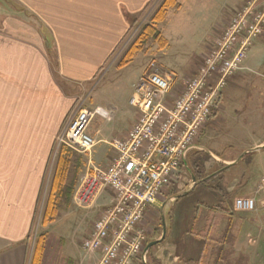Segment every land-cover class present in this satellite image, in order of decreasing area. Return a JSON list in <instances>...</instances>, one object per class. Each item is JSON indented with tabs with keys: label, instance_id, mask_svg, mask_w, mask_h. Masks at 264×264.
Here are the masks:
<instances>
[{
	"label": "crops",
	"instance_id": "1",
	"mask_svg": "<svg viewBox=\"0 0 264 264\" xmlns=\"http://www.w3.org/2000/svg\"><path fill=\"white\" fill-rule=\"evenodd\" d=\"M151 1L5 0L3 3L0 1V264H27L29 240L38 202L50 158L53 152H56L55 138L80 95L79 88L83 92L85 87L93 82L98 71L107 63L110 55L130 30L131 21ZM244 1L239 0L234 7L242 6ZM15 5L28 10L29 21L4 12V8L14 11ZM226 23V19L222 21L221 29L218 28L219 32L223 31L222 26ZM199 66L198 59L191 67L190 73L179 81L181 84L178 86L179 92L183 90L187 78L196 74ZM247 68L248 64L245 65V69ZM144 71L145 69L128 85L126 90L129 97L128 106L123 111L126 117L121 119L119 131L109 135L105 133V127H99L95 132H90L97 140L96 146L104 144L107 157L99 156L95 152L96 146L91 152L80 155H75L73 150L67 147H64L63 154L58 152L63 156V160L65 155L69 161V170L66 167L65 173L68 182L65 188L57 191V194L69 198V204L64 208L60 206V212L62 209L64 212L68 209L71 211L64 213L61 218L73 221L83 235L90 232L93 223L111 206L114 193L109 188H102L90 203L80 207L74 200L80 186V177L92 172L95 167L108 165L114 158L115 150L109 142L113 138L125 136L137 118L135 108L130 105V97L133 84ZM210 82L214 84L216 77L213 76ZM261 93L259 91L255 97L259 95L261 100ZM260 104V111L263 112L264 103ZM103 114L111 116L109 112L103 111ZM208 127L209 124L202 128L198 141L196 140L189 153L188 163L185 164L184 168L188 170L191 178L189 183L186 181L183 183V179L181 180L184 172L180 169L179 178L176 179L174 186L176 192L162 196L146 210L142 222L145 228L153 218L158 216L161 218L163 209L169 210L167 237L150 249L149 256L153 254L155 247H158L159 253L165 250V254H172L183 248L180 242L185 238L186 242H195L193 231L189 228L190 223L200 219L203 229L212 214L207 205H217L223 201L218 188L213 190L210 187L212 181L215 184L221 183L223 190L225 188L228 192L233 191L232 183L238 181L237 177L231 176L233 175L231 169L236 165L234 164L228 168H225L226 165L221 167L220 170L201 179L203 182L193 185L188 167L193 166L192 155L195 151L207 149L203 144V134ZM258 144L253 147L261 146ZM232 162L234 160H230L228 164ZM229 177L235 179L229 183ZM224 180L228 182V186H224ZM258 184L259 182H256L251 192ZM185 192L186 195L169 202L174 194ZM200 203L203 205L199 210V216H196V206ZM232 211L234 216L241 217V223H244L243 219L250 214L236 212L233 204ZM260 218L263 222V218ZM157 238L159 237L154 236L151 241ZM184 249L182 252L191 258L192 247L184 246ZM94 253L100 258V252ZM67 255V258L72 260L77 258L72 253ZM139 257L141 256L134 259L133 264H138ZM82 264H90L87 257L82 259Z\"/></svg>",
	"mask_w": 264,
	"mask_h": 264
},
{
	"label": "rangeland",
	"instance_id": "2",
	"mask_svg": "<svg viewBox=\"0 0 264 264\" xmlns=\"http://www.w3.org/2000/svg\"><path fill=\"white\" fill-rule=\"evenodd\" d=\"M0 1L3 3L5 0ZM162 1L152 0L145 6L139 15L131 21L130 30L110 55L107 63L98 71L93 82L85 87L83 92L79 88L80 95L75 100L60 132L55 138L56 152L54 151L50 158L46 179L38 202L29 240L27 264H31L33 252L40 235L43 233L46 237L44 238L45 252L42 264H82L84 257H87L90 264H99L101 258L96 253L88 252L83 248V241L89 233L83 235L73 221L61 218L64 213L71 211V209L66 212L62 211L63 209L61 212L59 210L60 206L64 208L65 205L69 204L67 196L57 194L60 188H65L68 182L66 178L56 188V215L49 217L47 222H44L48 200L52 190H54L53 178L60 164L59 154H63L66 146L59 144V138L69 121L71 112L76 108H80L79 106L94 112V117L88 126L89 133L95 132L99 127H105L106 134L116 133L119 131L121 119L126 117L123 111L128 106L129 97L126 93L128 85L152 61H156L163 71L171 74L174 81L171 93L173 96L178 95L181 92H179L180 87L178 88L181 85L179 81L190 73L191 67L196 64L198 59L199 64L202 63L205 55L215 46V42L222 32L218 30L222 21L226 19L228 23L241 7H234L239 0H177L181 8H170L163 21L154 23L152 21L153 15ZM13 7L14 11L11 9L8 11L4 8V12L20 17L24 21H29L27 9L20 5ZM148 24H155L167 40V45L161 46L152 37H147L142 40L141 49L136 52L132 61L125 66H120L123 57L137 40L143 27ZM226 24H223L222 30ZM247 64L249 68L227 79L226 85L222 89L219 106L214 109L212 117L206 123V125L209 124V127L203 134V144L207 149L199 151L208 152L210 157L204 162V167L201 166V169L196 168V171L198 173L202 172L205 178L227 165L230 160L236 161L246 151L255 148L253 145L258 143L264 145V34L253 41L249 57L244 65ZM259 91L262 92L261 100L259 95L255 97V94H258ZM260 103L263 104V112L260 111ZM98 108H101L104 112H109L111 116H104L103 111H96ZM196 140L198 141V138ZM66 147L73 150L72 152L75 155L85 153L73 147ZM105 148L104 144H99L96 146L95 152L99 156L107 157ZM59 151L60 153H58ZM259 151H257L258 153L255 151L247 156L245 155L246 157L231 169V173H233L231 176L237 177L238 180L232 183L233 191L231 192L235 194L232 200L233 206L238 198L257 196L260 211L250 213L248 217L243 219L242 222L244 223H241V217L235 215L232 231L228 236L230 244L222 248L212 242L201 241L202 239L192 233L195 236L193 238L195 242H186L185 238V242L184 240L180 242L183 248L172 254H165V250L159 253L158 247H155L153 254L147 255L148 264H264V218L261 211V207H264V187L259 189L258 193V184L257 188L251 192L256 182L261 183L264 178V148ZM64 158L63 162L65 165L67 164L68 168L69 161L65 155ZM218 159L225 160V162L218 161ZM182 170L184 173H182L181 180L183 179V183L186 181L188 184L191 179L190 174L187 169L182 168ZM65 172L67 173V170ZM234 177H229L228 182L230 183L235 179ZM178 178L179 176L176 179ZM176 179L173 180L172 185L162 196H169L176 192V187H174L177 182ZM223 182L224 186H228V182L225 180ZM212 184L215 185V182L212 181ZM235 210L241 212L236 208ZM260 217L263 218V222L260 221ZM222 221L214 230H210L207 225L202 229L200 219L191 222L189 228L194 232L209 229L206 233L207 236L219 240L224 237L228 225L226 219ZM145 229L147 241H151L154 236L160 237L162 234L160 216L153 218L151 222L149 221ZM184 246L192 247L191 258L182 252V250H185ZM70 253L77 258L73 260L67 258V254ZM160 254L164 256L162 257ZM139 258L138 264H144L141 257Z\"/></svg>",
	"mask_w": 264,
	"mask_h": 264
},
{
	"label": "built area",
	"instance_id": "3",
	"mask_svg": "<svg viewBox=\"0 0 264 264\" xmlns=\"http://www.w3.org/2000/svg\"><path fill=\"white\" fill-rule=\"evenodd\" d=\"M264 34V0H245L205 55L196 74L173 96V78L156 61L133 84L130 105L137 118L123 137L109 144L112 161L80 177L75 204L90 203L102 188L113 191L111 206L93 223L83 248L100 252L99 264H133L147 242L142 226L146 210L172 185L184 168L202 128L218 106L227 78L245 69L253 41ZM215 76L216 82L210 79ZM71 112L59 144L91 152L97 140L88 132L94 112ZM96 111H103L101 108ZM258 186V185H257ZM264 187V178L258 186ZM241 212H259L258 197L235 200ZM264 218V207H261Z\"/></svg>",
	"mask_w": 264,
	"mask_h": 264
},
{
	"label": "trees",
	"instance_id": "4",
	"mask_svg": "<svg viewBox=\"0 0 264 264\" xmlns=\"http://www.w3.org/2000/svg\"><path fill=\"white\" fill-rule=\"evenodd\" d=\"M181 8L180 3L177 0H163L157 11L154 13L152 21L154 23H159L163 21L166 17L167 11L170 8ZM147 37H152L156 42H158L161 46L167 45V40L164 38L160 30H158L155 26V24H148L143 27L140 35L138 36L137 40L133 43V45L130 47V49L127 51L125 56L123 57L120 66H125L128 63H130L136 54L141 49L142 45V40L147 38ZM66 147V146H65ZM251 153L246 154L249 155ZM193 156V166L190 165L189 170L191 175H194L197 180H201L205 178L202 175V172L198 173L196 171L197 169H201V166L204 167V162L210 157L208 152H203V151H195ZM244 156V157H246ZM244 157L242 159H244ZM187 162V161H186ZM188 163V162H187ZM67 164L63 162V156L60 155V164L58 166V169L56 171V174L53 178V188L50 198L48 200L46 212H45V217H44V222H47L49 217L55 216L56 215V207H55V202H56V188L64 182L65 179V170H66ZM201 174V175H200ZM210 187L215 190V188H218L219 190V195L223 197V201L221 203H218L217 205H212L208 206L212 210V214L210 215L207 226L211 230H214L218 227L220 222L224 219L228 221L227 228L224 232V237L222 239L217 240L215 237L209 238L207 236V231L209 230H199L196 232H192L196 237L204 240L206 243H214L215 245H219L222 248L226 246L227 244H230L229 242V234H231L232 231V226L233 222L235 220L234 212L232 211V200L234 197V193L228 192L223 190L222 184L217 183L215 185L210 184ZM177 194H174V196ZM203 203H200L196 206V216L199 215V210L201 209ZM162 225V222H161ZM215 233V232H214ZM216 235V234H215ZM45 234H41L38 240V244L33 252V258L31 264H42L43 259H44V252H45V243H44V238ZM150 241H147L145 246L149 243ZM142 260V257H141Z\"/></svg>",
	"mask_w": 264,
	"mask_h": 264
},
{
	"label": "water",
	"instance_id": "5",
	"mask_svg": "<svg viewBox=\"0 0 264 264\" xmlns=\"http://www.w3.org/2000/svg\"><path fill=\"white\" fill-rule=\"evenodd\" d=\"M263 148H264V145H261L259 147L253 148L252 150L246 151L236 161H234V162H232L230 164H227L225 168H228L231 165L237 164L239 161L242 160V158L246 154L251 153V152H255V151H259V150H261ZM203 181L204 180H197V178L194 175H192V182H193V185L194 186L197 185V184H199V183H201V182H203ZM186 194H187V192H185L184 194H177V195L171 197L169 199V202H173L174 200H177L178 198H180V197H182L183 195H186ZM161 222H162V234H161V236L158 239H155V240L150 241L146 245V247L144 249V252H143V263L144 264H148V262H147V255H148L150 249L152 247L156 246L157 244L163 242L166 239V237H167V234H168V226H169V210L163 209L162 215H161Z\"/></svg>",
	"mask_w": 264,
	"mask_h": 264
}]
</instances>
